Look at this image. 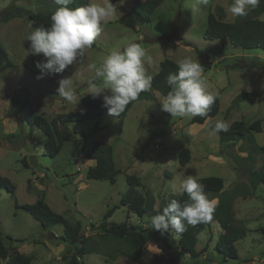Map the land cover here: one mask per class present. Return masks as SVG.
<instances>
[{"label": "rangeland", "instance_id": "1", "mask_svg": "<svg viewBox=\"0 0 264 264\" xmlns=\"http://www.w3.org/2000/svg\"><path fill=\"white\" fill-rule=\"evenodd\" d=\"M140 1L123 0L121 5L120 0H111L119 5L118 10L103 25L102 32L81 60L62 73L39 79L36 62L44 57L30 51L26 36L34 29L28 17L19 15L7 22L0 20V46L9 62L0 71V175L16 187L11 194L0 185V232L11 236V245L21 253L33 256L31 264H65L62 254L68 244L58 238L64 233L62 225L43 229L31 214L16 204L33 203L44 192L45 202L55 212L71 223L81 221L89 246L95 245L94 249H98L105 244L99 243L98 230L90 225L99 223L106 210L120 202L128 187L127 175L139 177L142 191L149 190L155 196L157 208L160 195L171 194L169 182H179L187 175L221 176L225 189L239 180V173L227 153L245 156L246 152L239 151L242 141L231 147L220 144L219 133L212 130L217 121L229 125L233 120L247 124L260 120L261 131L253 134L256 143L264 147V51L243 49L227 39L204 38L208 13H217V5L223 8L225 20H234L228 11L232 0H208L206 6L196 7V0H163L150 22L129 27L124 23L125 15L130 6ZM13 4L34 12L59 7L54 0H0V18ZM74 4V8L80 7L77 1ZM257 17L264 20V11ZM130 42L139 43L147 50L152 63H146L145 67L152 76L164 59L176 63L185 57L198 59L204 67L208 89L212 93L221 89L218 113L202 124L193 118L171 117L161 110L160 102L170 90L162 94L153 91L155 98L135 101L123 117L105 111L98 118L62 124L60 128L70 140L64 142L55 156L44 153L45 133L30 121V112L50 119L57 113L82 109L81 99L90 92L89 81L95 75L92 65L101 66L111 49L123 48ZM251 61H260V64L253 66ZM233 64L239 66L234 68ZM240 64L252 66L239 68ZM65 79H69L68 86L75 91L78 104L59 96V82ZM241 92H253V95L229 109L231 101ZM9 133H12L10 140ZM95 141L112 146L115 167L120 169L114 183L85 176L86 168L95 163L85 157V151ZM184 147L190 149L191 157L188 163L180 165L178 152ZM254 166L264 167L263 154L255 155ZM234 211L235 217L248 228L246 236L235 242L237 259L221 261V255L214 250L221 228L212 221L203 231L206 239L197 241V249H206L201 256L190 257L177 248V241L170 233H159L165 242L149 241L142 251V264H264V183L259 184L251 197L238 196ZM108 221L138 223L148 227L150 233L155 230L151 228L149 216L138 218L124 206L115 209ZM96 249L82 255L85 264H104ZM0 264H4L1 259ZM113 264L134 263L123 257Z\"/></svg>", "mask_w": 264, "mask_h": 264}, {"label": "trees", "instance_id": "2", "mask_svg": "<svg viewBox=\"0 0 264 264\" xmlns=\"http://www.w3.org/2000/svg\"><path fill=\"white\" fill-rule=\"evenodd\" d=\"M75 1L79 3V6L89 3V0H73V7L71 8H74ZM162 2L163 0H141L138 4L130 6L125 15L124 23L129 27L135 28L139 24L150 22L151 15ZM216 9L217 13L215 11L208 13L207 25L204 31L205 39H227L231 44L243 49L260 48L264 51V20L257 17L264 11L263 0L246 17L234 18L233 21L224 19V10L221 6L217 5ZM54 11L34 12L13 4L5 9L0 20L7 22L16 16L26 15L33 29L40 27L49 28L51 26V15ZM6 58L7 54L0 46V71L9 65ZM251 63L256 66L260 64V61H251ZM252 65L240 64L239 68L248 69ZM232 66L235 68L239 65L233 64ZM176 72H178L176 62L170 59L161 61L158 71L152 76V87L148 91L142 92L137 100L155 98L153 91H158L162 94L166 90H170L166 79L170 73L174 74ZM252 95L253 93L249 92L239 93L231 101L228 108L235 107L239 100ZM215 96V103L207 116L193 117L194 122L202 124L206 118L215 116L218 113L220 105L219 93H216ZM135 101L131 102L118 117H123ZM81 104L82 109L78 111L57 113L50 119L33 111L30 112V121L35 123L45 133L43 142L44 153L53 157L59 153L64 142L70 140L69 135L62 132L60 128L62 124L83 121L88 118H98L105 111L108 112L107 108L102 106L103 99L101 97L93 99L89 93L82 97ZM253 131H261L260 120L252 121L250 124L245 123L243 120H233L229 124L228 131L219 132L218 141L220 144L231 147L241 140L242 144L239 146V151L246 152V155L227 153L229 158L231 157L232 159L233 168L237 169L240 176L239 180L235 181L228 189H225V181L221 176L209 175L197 178L203 184L209 199H216L217 206L211 221L196 226L186 225V231L177 240V248L192 258L201 256L202 252L206 250L205 248L197 249V234L204 231L212 221L217 222L221 228L214 244V250L222 257L221 261L225 262L227 259L238 258L235 242L246 236L248 228L235 217L234 200L238 196L243 198L251 197L259 184L264 183V167L254 166L255 155H264V147L256 143ZM7 136L10 140L12 133ZM112 150V146L108 143L100 141L92 143L91 147L85 151V157L95 161L93 165H89L86 168L85 176L87 178L105 179L110 183L115 182V177L120 169L115 167ZM190 157V149L188 147L182 148L178 152L179 164L185 165L189 162ZM126 181L128 187L120 202L108 208L99 223L90 225L94 230H98L99 243L105 244V247L100 244L101 248L96 249L95 247L96 250H99L95 252L104 254L112 259L118 255H124L136 264H142V251L149 241L165 242V239L159 235L161 232L153 230L150 233L149 228L141 224H134L128 221L122 223L109 222L108 218L120 206L126 207L128 211L135 214L138 218L151 217L161 213L163 208L173 199L180 201L182 204L188 202V196L186 194L173 195L163 193L160 195L158 207L155 208V196L149 190L142 191L139 177L134 174L127 175ZM0 185L6 187L11 194H14L16 187L7 177L0 175ZM44 197V192H42L38 195L35 202L22 205L16 204V207L22 208L31 214L43 229L51 225H62L64 233L58 238L68 244L62 254L65 264H85L82 261V255L93 252L95 250L93 246L95 245L89 246V237L83 233L81 221L77 220L75 223H71L63 215L55 212L45 202ZM11 240V236L2 235L0 232V259L4 261V264H31L33 256L21 253L16 246L11 245ZM208 264L221 263L209 262Z\"/></svg>", "mask_w": 264, "mask_h": 264}, {"label": "clouds", "instance_id": "3", "mask_svg": "<svg viewBox=\"0 0 264 264\" xmlns=\"http://www.w3.org/2000/svg\"><path fill=\"white\" fill-rule=\"evenodd\" d=\"M261 0H232L228 11L233 18L246 17L257 8ZM59 7L51 15V26L31 30L26 36L30 51L42 54L44 59L36 62V68L43 78L45 75L62 73L70 65L78 63L85 51L93 45L118 10L119 5L111 0H90L89 3L70 8L73 0H54ZM208 0H196V6H206ZM123 4V0H120ZM152 58L139 43L130 42L123 48L115 47L105 56L102 65H92L94 77L89 81V94L93 99L103 97L102 106L108 114L118 116L126 107L137 100L142 92L152 87V75L146 71L145 64ZM178 72L170 73L166 83L168 94L160 100L161 110L171 117H206L216 96L207 86L204 67L197 60L185 57L177 61ZM69 79L61 80L57 89L59 96L69 102L79 101L69 86ZM110 93V94H106ZM225 121H217L212 130L216 133L228 131ZM168 190L173 195L186 194L188 202L173 199L161 213L149 217L151 228L161 234L170 233L177 241L186 231V225L196 226L211 221L217 201L209 199L202 183L193 175H187L179 182L170 181ZM197 239L205 240L206 233L197 234Z\"/></svg>", "mask_w": 264, "mask_h": 264}, {"label": "crops", "instance_id": "4", "mask_svg": "<svg viewBox=\"0 0 264 264\" xmlns=\"http://www.w3.org/2000/svg\"><path fill=\"white\" fill-rule=\"evenodd\" d=\"M216 93H219V97H220V100H219V103L221 104V89H219V90H217L215 93H214V95L216 94ZM251 93H253V92H251ZM219 108H220V105H219ZM214 200H216V199H214ZM218 225V224H217ZM96 255L97 256H100V258H102V260L101 261H103V263L104 264H113V263H116L117 261H119V260H121L123 257L125 258L126 256H124V255H118V256H116L114 259H112V258H109V257H107V256H105L104 254H101V253H96ZM128 258V257H127ZM131 260V259H130ZM134 264H136L134 261H132ZM142 262H143V259H142ZM95 264H99V263H95Z\"/></svg>", "mask_w": 264, "mask_h": 264}]
</instances>
